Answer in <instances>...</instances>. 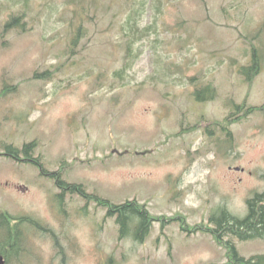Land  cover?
Returning a JSON list of instances; mask_svg holds the SVG:
<instances>
[{
	"label": "rangeland",
	"instance_id": "374dc122",
	"mask_svg": "<svg viewBox=\"0 0 264 264\" xmlns=\"http://www.w3.org/2000/svg\"><path fill=\"white\" fill-rule=\"evenodd\" d=\"M6 1L0 0V30ZM98 1L106 16L88 24L73 56L68 27L54 21L49 8L62 11L64 0L31 2L34 28L0 36V153L17 148L21 157H39L48 170L68 162L64 178L88 192L117 203L136 198L152 214L181 213L190 224L206 222L220 205L246 215L247 198L264 189V109L228 127L215 120L245 98L247 105L264 103V27L260 38H249L264 21V0H161V12L145 0L140 27L155 21L156 30L135 43L140 56L123 79L114 72L124 55L120 24L128 0ZM180 20L190 38L171 30ZM252 48L262 65L249 86L238 70L254 56ZM50 68H58L51 79H31ZM203 84L215 89L213 100L207 89L192 96ZM227 132L232 148L222 154ZM39 170L33 162L0 155V208L47 229L20 224L24 251L16 260L8 256L6 264L229 261L212 234H187L176 221L163 229L154 222L141 243L119 239L105 209L78 194L58 197L53 180ZM227 238L241 256L264 253V237Z\"/></svg>",
	"mask_w": 264,
	"mask_h": 264
},
{
	"label": "trees",
	"instance_id": "16d2710c",
	"mask_svg": "<svg viewBox=\"0 0 264 264\" xmlns=\"http://www.w3.org/2000/svg\"><path fill=\"white\" fill-rule=\"evenodd\" d=\"M37 0H7L5 7L8 9L6 18L3 19L2 27L0 30V36L4 33L16 30L18 32H25L34 28L33 21L37 17L29 16V5L31 2ZM132 1V2H131ZM127 1L129 10L126 12L122 23L120 24V29L123 31L124 38V55L122 58L121 66L115 70L114 74L123 79V74H126L130 69H132L135 61L139 58L140 52L135 51L134 45L137 41H141L143 38H149L150 32L155 31V21L147 24L144 27H140V19L144 14L146 1L145 0H131ZM16 4V5H15ZM161 0H153L151 3L152 10L154 12H161ZM102 4L98 0H64L62 5V11L58 12V8H53L49 5V8L54 11V21H62L68 27L66 31V44L67 51L69 55L73 56L76 51L75 47L80 43L81 39L88 35V24L93 22H98L99 17L103 18L106 13L102 10ZM70 12L71 17L67 19L65 15ZM68 20V21H67ZM184 20L178 21L176 27L171 30L174 32H180L178 38H190V32L188 25L183 23ZM258 27V28H257ZM256 27V30L252 29L249 33L253 35L249 38H260L261 30L264 27V21ZM109 28V27H107ZM247 27L246 29H248ZM152 33V32H151ZM242 38H247L243 32H239ZM90 38V37H89ZM254 56L251 52L250 60L247 64L240 66L238 73L242 74L249 86H251L253 79L259 73L261 58L255 55V48H252ZM234 63V60L231 62ZM48 68V67H47ZM251 69L246 71V69ZM55 69H45L44 71H35L31 79L44 78L51 79L53 73L57 71ZM207 89L213 93L209 96V99L215 97V89L210 84H203L201 86H195L192 91V96L195 98H200V91ZM236 110L230 111L223 119L215 120L217 125L221 124L223 127H228L231 123L237 120H241L247 115L254 111H261L264 108V103L261 105H247L246 98L239 104L235 105ZM184 129H182L183 131ZM228 135H231L228 133ZM35 142L25 144L23 151H27L28 148L34 146ZM6 155L11 156L17 160H26L38 164L41 174L51 177L55 180L56 185H61L60 172L63 165L56 171H48L44 168L39 157L30 156L27 153L24 158H20V150L12 147L9 149ZM68 187L62 189L69 191L71 193H77L84 197L87 202L93 201L98 207L105 209V216L112 217L115 216V222L118 225V238L132 237L135 241L141 243L145 240L147 235L150 233L151 225L154 222H159L161 229L171 222L176 221L182 231L187 234L196 233L198 231L204 233H210L214 237L216 243L222 246L226 251L225 254L228 255L229 261L227 264H264V253L252 254L248 257L241 256L233 242L227 238V236H236L240 239H252V238H262L264 236V192L263 194L254 193L247 199V204L249 207V213L240 217L228 212L225 208H219V215H210L208 220L200 221L198 223L190 224L187 222L186 217L181 213H175L172 215L165 214H152L146 203L140 202L138 199L133 198L126 200L121 203H114L105 198H101L94 193H89L86 188L77 183L67 184ZM60 187V188H61ZM223 207V206H222ZM28 223L36 227H40L38 222L31 217H13L7 211L0 208V232L6 233V238L0 241V254H4L6 259H8L9 254H12V248L14 245L18 246V238L20 234L19 224ZM230 233V234H228ZM226 237V238H225ZM10 244V246H9ZM4 249H3V248ZM6 247V248H5ZM9 249V250H8Z\"/></svg>",
	"mask_w": 264,
	"mask_h": 264
},
{
	"label": "water",
	"instance_id": "95a60500",
	"mask_svg": "<svg viewBox=\"0 0 264 264\" xmlns=\"http://www.w3.org/2000/svg\"><path fill=\"white\" fill-rule=\"evenodd\" d=\"M0 264H2V258L0 257Z\"/></svg>",
	"mask_w": 264,
	"mask_h": 264
}]
</instances>
